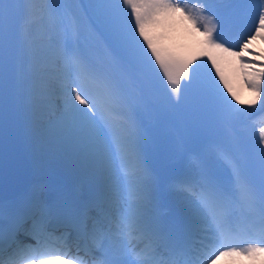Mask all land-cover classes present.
Wrapping results in <instances>:
<instances>
[{
  "label": "snow or ice",
  "instance_id": "snow-or-ice-1",
  "mask_svg": "<svg viewBox=\"0 0 264 264\" xmlns=\"http://www.w3.org/2000/svg\"><path fill=\"white\" fill-rule=\"evenodd\" d=\"M233 7L239 5L214 0L69 5L74 34L89 29L105 41L104 54L93 59L67 41L57 57L37 45L34 32L45 23L54 26L65 14L56 0H0V264H215L220 257L264 258V142L246 150L234 142L221 145L190 170L173 168L171 150L145 128L141 113L147 88L158 84L169 101H179L204 67V86L219 117L239 121L249 115L228 100L216 77L240 102L222 71L234 57L253 93L249 103L259 99L264 64L243 57L253 41H264V11L254 34L233 51L217 35L222 22L227 26L221 8ZM178 26L198 34V54L176 42ZM201 58L211 68L197 64ZM60 59L64 103L53 120L46 77ZM21 136L34 150L71 163L86 186L33 182L8 189L6 151ZM174 151L182 161L183 138ZM169 194L176 199L166 214L160 203ZM58 226L65 228L59 235ZM73 246L76 254H70Z\"/></svg>",
  "mask_w": 264,
  "mask_h": 264
},
{
  "label": "rangeland",
  "instance_id": "rangeland-1",
  "mask_svg": "<svg viewBox=\"0 0 264 264\" xmlns=\"http://www.w3.org/2000/svg\"><path fill=\"white\" fill-rule=\"evenodd\" d=\"M79 1L80 0H56L58 4L62 5L63 11L65 12L63 17L58 20L54 26L45 23L39 27L38 31L34 32V38L36 39L37 45L46 47L49 56H59L63 52L65 42L67 41L73 51H78L83 55L92 58L96 51L91 50L88 47L87 41H90L89 38H91L92 42L90 41L89 44L92 45V47L101 48L103 51L105 50L106 44L103 38H101L102 42H99V40L94 37L97 36L96 33L89 29L82 28L81 34L78 37L74 34L75 17L72 15L74 9H68L67 6L79 4ZM85 1L88 2V0ZM37 2H40V0H37ZM214 2L217 5H239V7L228 9L221 8V12L225 13L224 20L227 22V26L222 22L219 26L217 35L220 34L224 39H230L232 33L238 35L240 29L243 27L244 21L250 20L251 16L257 11L258 13L264 11V0H214ZM199 39L200 37L196 36L193 41L185 42L182 39L176 38V42L187 45L193 54H198L200 48L196 41ZM260 47H264V41L257 40L255 43H252L249 46V54L245 55L243 59L256 64L255 61H252L254 58L251 53L261 56L255 52V50H258ZM235 50H238V48L233 49V51ZM206 62L207 61L204 58L196 61L197 64H204ZM207 63L208 68H211L210 62ZM193 67H195V65H193ZM64 71L65 61L60 59L58 65L53 67L46 77V84L50 92V95L47 97L49 99H47L48 103L46 107L48 111L51 112L53 120H56L63 111L64 101L60 88ZM222 71L225 73L226 78L229 79L233 88L238 92L240 102L233 99L227 90L224 89L223 84L219 81V77H216V83L223 90L224 95L227 96L228 100L231 101L235 108L249 114L242 117L241 120L251 121L254 125V130L243 142L240 143L236 142L226 131L227 125H231V123L237 121H227L219 117L217 110L214 107L213 97L206 92L204 86V79L208 75V69L201 67L199 69L200 79L194 83V86L190 88L187 93H182V98L179 101H177L175 97H172L169 101L164 94V90L160 88L158 84L154 85L160 92L159 96L152 98L149 96L150 89L147 88L145 90V99L141 107L144 126L146 129L156 132V128L159 125H163L167 122L171 124L169 131L157 136V141L165 148L171 150L170 160L177 159V156H174V150L177 142L181 138H183L185 145L188 144L193 146L195 148L194 150L205 148V144L207 143L209 145L208 157H212L217 147L221 145L234 142L240 150H246L261 145V143L264 142V135H262L261 130L257 128L258 123L256 122V117L264 118V108L261 107L264 105V90L261 91L256 103L250 104L249 101L253 99V93L244 85L240 71L239 75L231 74L224 65H222ZM211 74L212 76H215L214 69ZM184 83H188V81H182V84ZM262 123H264V121H262ZM258 136L261 139H259L260 141H257ZM17 139L19 138L17 137ZM23 146L25 145L23 144ZM28 149L29 157L32 160L31 163L34 165V172L36 170L40 171L36 179L43 177L46 180L45 182L50 184L52 180L50 174H53L54 170L57 171V173L54 174L61 178L68 179L73 173L66 172L64 170L66 167L75 174L81 173L77 171L71 163L53 158L43 149L34 150L32 146ZM169 165L172 166L171 164ZM220 171L225 179H227V171L224 169H221ZM32 175L36 174L31 173V176ZM85 186L86 184L83 185L82 188ZM48 264L63 263L51 262Z\"/></svg>",
  "mask_w": 264,
  "mask_h": 264
},
{
  "label": "bare ground",
  "instance_id": "bare-ground-1",
  "mask_svg": "<svg viewBox=\"0 0 264 264\" xmlns=\"http://www.w3.org/2000/svg\"><path fill=\"white\" fill-rule=\"evenodd\" d=\"M250 23V27H253L254 24L258 23V14L255 15L254 20L252 21H244L243 27L240 29V32L238 35L232 33L231 40L228 39V42L226 43V46H232V48H239L243 44L244 41L247 40V38L250 36L248 34V31L246 30V23ZM254 34V31L252 32L251 35ZM176 38L182 39L185 42H190L193 41V39L198 36V34L195 33H186L184 31V26H178L177 31L175 33ZM257 41V40H256ZM255 43V41H253ZM229 62L225 63L224 66L226 69H228L231 74L239 75V68L240 65L235 61L234 57H229L228 58ZM244 94V93H243ZM261 132L264 133V124H261ZM59 184H62L61 182H58ZM241 247H246V244H241ZM215 264H264V259L263 258H258L255 261H249L246 258L243 257H220L215 260Z\"/></svg>",
  "mask_w": 264,
  "mask_h": 264
}]
</instances>
